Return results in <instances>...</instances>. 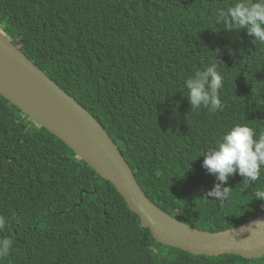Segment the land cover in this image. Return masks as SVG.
I'll return each instance as SVG.
<instances>
[{
	"label": "trees",
	"instance_id": "16d2710c",
	"mask_svg": "<svg viewBox=\"0 0 264 264\" xmlns=\"http://www.w3.org/2000/svg\"><path fill=\"white\" fill-rule=\"evenodd\" d=\"M234 0H0V27L108 130L146 194L195 227L223 230L264 212L260 180L229 177L223 205L204 155L236 124L264 130V46L216 24ZM215 63L222 111L191 109L184 88ZM198 156V157H197ZM195 158V159H194ZM0 94V264H264L163 244L116 186ZM96 189V192H93Z\"/></svg>",
	"mask_w": 264,
	"mask_h": 264
},
{
	"label": "water",
	"instance_id": "95a60500",
	"mask_svg": "<svg viewBox=\"0 0 264 264\" xmlns=\"http://www.w3.org/2000/svg\"><path fill=\"white\" fill-rule=\"evenodd\" d=\"M0 94L40 126L48 128L110 180L150 228L157 241L193 254L264 256V212L223 230L195 227L171 215L146 194L132 167L108 130L73 95L34 63L0 27ZM96 192V189L93 191Z\"/></svg>",
	"mask_w": 264,
	"mask_h": 264
},
{
	"label": "clouds",
	"instance_id": "9594fccd",
	"mask_svg": "<svg viewBox=\"0 0 264 264\" xmlns=\"http://www.w3.org/2000/svg\"><path fill=\"white\" fill-rule=\"evenodd\" d=\"M215 21L228 31L235 29L239 32L246 29L247 34L253 37L252 42L255 45L264 46V0H234L226 7H217ZM223 87L224 77L215 63L194 69L184 81L187 92L185 96L191 109L204 108L210 113L223 110ZM204 153L206 155L202 167L218 181L208 191L207 196L223 205L232 189L227 186L230 176L239 174L246 186L260 180L264 170V130L257 132L246 124L233 125L221 135L214 146L198 156ZM255 198L264 200V190L256 191ZM6 223V218L0 216V230ZM255 224H264V221L258 220ZM10 247L8 240H0V257L7 256Z\"/></svg>",
	"mask_w": 264,
	"mask_h": 264
}]
</instances>
